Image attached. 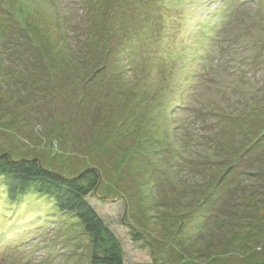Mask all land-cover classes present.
Here are the masks:
<instances>
[{
	"label": "rangeland",
	"instance_id": "1",
	"mask_svg": "<svg viewBox=\"0 0 264 264\" xmlns=\"http://www.w3.org/2000/svg\"><path fill=\"white\" fill-rule=\"evenodd\" d=\"M138 1L0 0V155L100 171L125 264H264V0ZM86 33L107 68H54ZM0 194V264H93L77 216Z\"/></svg>",
	"mask_w": 264,
	"mask_h": 264
},
{
	"label": "trees",
	"instance_id": "2",
	"mask_svg": "<svg viewBox=\"0 0 264 264\" xmlns=\"http://www.w3.org/2000/svg\"><path fill=\"white\" fill-rule=\"evenodd\" d=\"M137 2L139 1L136 0V3ZM149 9L150 10L147 15H151L153 13L154 7L150 5ZM161 16H163V13L160 14L159 18L163 19L162 22L164 26H166L165 19L167 18L164 17V19ZM112 30L116 32L118 29H112V27L109 28L110 38L113 37ZM121 30L125 37V29L122 28ZM127 32H129V30H127ZM93 33L98 34L99 32L93 31ZM73 34L76 36V32H73ZM95 37L96 38L91 39L87 35L83 41H75L79 42V44L72 43L70 40H64L62 44L65 48L61 51V55L59 56H69L71 60L66 59L67 63H64L63 60L65 58L63 57V60L60 59L57 60L55 64L52 63L53 67H59L57 64H62L64 70L74 75L77 74L73 72L78 71L77 67H80L78 66L79 64L86 68L87 74L92 70H94L95 73L104 71L108 65V63H106L107 60L104 59L102 55H97L96 58L90 55L91 51L97 47L94 44V41L98 38V36L96 35ZM128 40L129 36L126 35V39L124 40V49H126L129 44ZM77 45L82 46V48H86V50L77 48ZM114 45L119 46V42L116 41ZM133 53L134 52H132V54ZM116 55H118V53ZM45 56L47 55H42V57ZM83 57H85V59ZM77 59L82 60L78 63ZM90 59H92V63L87 64L86 62L90 61ZM113 59L114 62L119 60L117 56L112 57V60ZM116 66L117 70L120 71L121 66ZM97 67L99 68L97 69ZM59 69H56V72H58ZM51 71L54 72L55 70L52 69ZM87 74L82 72L80 77H87ZM76 77H78V74ZM0 179H2L3 187L6 189L7 198L13 203L19 201V199H24L28 193L33 191L37 195L48 197L50 202L46 203L51 204V201H53L62 213L77 216L83 224L86 233L89 234L92 239L93 264H125L123 249L115 233L108 227V225L88 202L89 197L92 194L97 193L101 184L102 175L100 171L92 168L84 171L78 177L69 178L60 173L46 169L39 158L29 159L24 157L16 160L10 154L4 153L0 155ZM1 200L2 197L0 194V203Z\"/></svg>",
	"mask_w": 264,
	"mask_h": 264
}]
</instances>
